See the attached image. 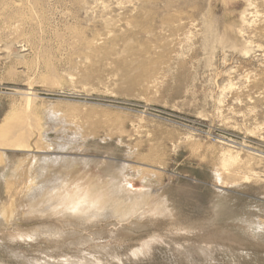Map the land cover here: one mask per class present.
<instances>
[{
  "label": "rangeland",
  "instance_id": "obj_1",
  "mask_svg": "<svg viewBox=\"0 0 264 264\" xmlns=\"http://www.w3.org/2000/svg\"><path fill=\"white\" fill-rule=\"evenodd\" d=\"M10 1L21 5L10 18H29L13 35L1 23ZM37 1L0 0V128L34 80L38 114L51 127L46 141H56L52 158H79L95 173L112 164L133 191L156 190L155 200L166 199L157 206L163 211L169 205L178 224L202 223L209 228L196 234L217 236L207 244L193 231L175 233L161 216H144L140 229L99 224L84 231L55 217L23 215L20 227L12 221L0 226V264H73L64 261L90 253L103 264H264L258 237L264 229L257 224L264 221V0ZM5 158L0 169L8 163L13 170L17 158ZM220 170L244 180L219 187L218 174L229 176ZM141 174L153 187L139 181ZM215 207L223 211L212 227ZM54 224L79 232L77 239L94 233V240L3 238L5 231L22 234ZM155 235L163 239L151 243ZM204 246L207 256L197 251Z\"/></svg>",
  "mask_w": 264,
  "mask_h": 264
},
{
  "label": "bare ground",
  "instance_id": "obj_2",
  "mask_svg": "<svg viewBox=\"0 0 264 264\" xmlns=\"http://www.w3.org/2000/svg\"><path fill=\"white\" fill-rule=\"evenodd\" d=\"M27 1H29V0H27ZM23 4H24V2H23ZM36 6H34V7H36ZM5 7H6V10L9 11V13L7 12L8 14L5 16L6 18L5 17L1 18V20L3 21L1 23H4V26L3 25L2 26L5 27V29H9L11 31L12 35L16 34V33H18V31L22 27V25H26V22H28L27 20L29 18L26 19V18L22 17V18H16L15 20L13 19L14 17L10 18L12 15H14L13 13L17 11L16 9H20V7H21V5L16 4V1H14V2L10 1V3H7V5L5 4ZM18 11H20V10H18ZM22 11H23V8H22ZM31 11H33V10H31ZM30 14H32V13H30ZM18 15H19V13H18ZM142 18H143V14H142ZM39 19H41V18H39ZM134 24H135V22H134ZM72 27H73V25H72ZM38 29H37V31H38ZM61 29H63V28H61ZM25 30H26V27H25ZM2 31H3V29H2ZM148 33H150V32H148ZM43 35H46V34H43ZM93 35H94V33H93ZM40 36H41V34H40ZM29 37H30V35H29ZM18 38H19V36H18ZM31 38H34V37H31ZM40 40H41V38H40ZM86 47H88V46H86ZM72 63H73V60H72ZM35 67H37V66H35ZM29 69H31V68H29ZM41 69H42V67H41ZM27 72H25V73H27ZM36 73H38V71ZM55 75H56V73H55ZM17 79H18V77H17ZM87 79H89L88 75H87ZM44 81L46 82L45 78H44ZM46 83H45V85H46ZM53 83L54 82L51 83L52 87H53ZM27 84L29 85L28 86L29 88L27 90H25L24 92L20 93L22 95L21 97L23 98V102L20 105H18V107L12 109L10 115H8L5 118V120H3V124L0 128V157L3 156L4 158L5 157L6 158H9V157L17 158V164L15 165L16 167L14 166L13 170L11 169V167L8 163H5V166L0 169V176L5 180V193L4 194H5V198H6V200L4 202H2V203L0 202V218H1L0 219V226H2L5 222L7 223L9 221H12L13 223H16L14 225L20 227L19 223H17L18 220L20 219L21 216L28 215V216L34 217L36 219L43 218V220H45V218L50 219V218L55 217L57 219V221H59L60 223L66 225V226H73L77 229H82L84 231L87 229L90 230V228H93L94 226H97L99 224H105L107 226H113L115 228H117L119 225H122V226H126L130 230H133V229H140V227H142V224H141L142 222H140L138 220H140L144 216L148 215L150 217L161 216V217H163L162 221H163V219H165V220L169 219L171 221L170 224L173 225V227H171V229L175 230V233H176V231H178V232L182 231L183 232V230L185 231L186 235H188L187 233L191 234L192 233L191 231H193V232L198 231V232L202 233L203 230L205 232L209 228V226L204 227V225L202 223L200 225L194 224L195 222H193V224H180V223L178 224L176 222L177 219L175 218L176 215H174V212L172 210H170L171 209L170 207H169L170 209L168 208L169 205L168 206L165 205V209L163 211L160 208H162L164 206H161V207L157 206V204H159V202H162L165 204V202L167 201L166 199H165L166 201L165 200L160 201L161 196L160 197L157 196L156 200H155L153 198V196H154V191H156V190H151V191L142 190L139 192L133 191L132 190L133 187L131 186L127 177L122 175L123 174L122 171H120V172L112 171V169H111L112 164L111 165L110 164L105 165L106 163L103 164V166L98 169V172L95 173V172H93L94 170L93 171L91 170V167L89 165L81 164L80 163L81 160L79 161V158H78V160L70 159V158L68 159L66 157H61V156L52 158L50 155L51 154L50 151L55 148L54 146H56V144H55L56 141L50 140L51 142H54L55 145H53V143H51V142L46 141V139L48 137L47 132L51 129V127L49 125H47L48 122L47 123L45 122L47 120V118L44 121V117L40 116L38 114V109H37V104H36L38 95L35 94V92L33 90V87H34V85L37 84V82H35L34 80H29V82ZM54 84H56V83H54ZM49 85H50V83H49ZM49 85L47 84V86H49ZM21 90H23V89H21ZM61 106H62V104H61ZM51 114H53L55 117H57L56 112L51 111ZM67 119L69 120V118H67ZM60 120H57V121H60ZM84 125H85V123H84ZM114 140H115V138H114ZM60 143H62V142H60ZM66 145H68V144L64 143L61 146H59L58 149L61 150V152H62V150H64V152H65V150H67L65 148ZM73 150L74 149H72V151ZM83 150H85V148ZM70 151H71V149H70ZM78 151H80V150L78 149ZM142 151H143V149H142ZM75 154H76V152H75ZM69 155H71V154H69ZM6 158H5V160H7ZM8 160H10V159H8ZM4 162H6V161H4ZM88 163H89V161H88ZM157 163H158V161H157ZM147 165H149V164H147ZM137 171L139 173H143L144 170L143 169H141V170L137 169ZM220 171H224V172L228 173L229 176L227 175L228 177L223 178L221 174H218L220 185L218 184L217 186H219V187L227 188L230 185L236 184L237 182H241L242 180H244V179H240L239 177H237V175L230 173L229 170H220ZM223 176H225V175H223ZM139 181L142 182V184L144 186H146L147 189H148V187H153L152 186L153 181L147 180L146 174H141ZM4 194H3V196H4ZM223 198H224V196H223ZM217 209L218 208L215 207V209L212 212V215H213L212 219L214 218L210 223V225H212V227L214 225V220L216 221L218 218L217 216L221 215L222 211H223L222 209H219V210H217ZM150 217H148V218L150 219ZM34 218H32V219H34ZM22 220H23V218H22ZM144 220H145V217H144ZM158 220L159 219H157V221ZM174 224H176V225H174ZM248 224H250V223H248ZM257 224L260 228L264 229V221H262V222L259 221V223L257 222ZM105 225H104V227H105ZM58 226L54 224V225H49V226H44V227H39V228L33 227L32 229H29L28 231L26 230L27 231L26 233H22V234L21 233L20 234L19 233L14 234L13 232L8 233L7 231H5L3 238L9 239V240H15V239H20V238L26 237L27 239H30L33 241L37 240V242H38V239H41V240H45L47 243H52V244H59V243H62V241L68 242V240L71 239V237H73L72 239L75 241H77L79 238L81 240H83L84 238L94 240V236H93L94 233L92 235L89 233L93 237H91V236L90 237L89 236H79V238L77 239L78 236L74 237V235H76V233L80 234L79 232H69L68 230L65 231V230L59 228ZM242 226H241V228H242ZM251 226H252V223H251ZM244 227H246V226H244ZM247 227H248V225H247ZM247 227H246V229H247ZM252 227H254V226H252ZM252 227H249V230L252 229ZM4 229H0V230L2 232H4ZM7 230H9V229H7ZM23 230H25V229H23ZM74 231H75V229H74ZM118 231H115V232H118ZM260 231L263 232L264 230L260 229ZM182 232H180V233H182ZM194 233L195 234H192L194 237H197L198 240L200 239L201 242L204 241L207 244L214 242V241L209 240V238H213L212 236H214L216 234L215 232H211L209 234L204 233V234H202V236H200L198 233H197L198 235L196 234V232H194ZM186 235H184V236H186ZM226 235H227V233H226ZM215 236H217V234ZM258 237L264 241V234L263 233L258 234ZM160 238L163 239V236L162 235H155L154 237L151 238V243L153 241L159 242L158 239H160ZM214 238H216V237H214ZM72 239H71V241H72ZM217 239L219 240V237ZM228 239H229V237H228ZM85 241H88V240L85 239ZM123 241H125V240L123 239ZM74 242H73V244H74ZM81 243H82V241H81ZM216 243H217V241H216ZM79 244H80V242H79ZM148 244H150V243L149 242L145 243V245H148ZM206 247L207 246L197 248L198 249L197 251H200V252H202V254H206V256H207V248ZM98 249H99L98 251H100V249H102V248L99 246ZM104 249H105V247H104ZM209 249H208V252H209ZM102 251H104V250L102 249ZM55 252H56V250H55ZM108 253H110V252L107 251V254ZM95 254L90 253L88 255V257L82 256L80 258L78 257V259L75 258L76 260L75 259L72 260V259L68 258L64 262H71L72 261L73 264H103L102 263L103 261H101V259L98 258ZM115 254H116V252H115ZM110 255H111V253H110ZM118 258H119L118 255H116V256L112 255L111 256L112 260H115ZM44 261H46V260H44ZM117 261H119V260H117ZM37 262L39 264H49L48 261L42 262V261L38 260ZM110 262H112V261H110ZM110 264H112V263H110Z\"/></svg>",
  "mask_w": 264,
  "mask_h": 264
}]
</instances>
